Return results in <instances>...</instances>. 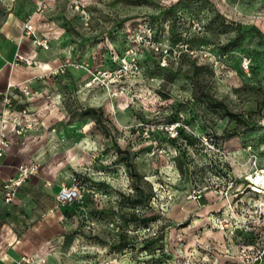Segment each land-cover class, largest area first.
Here are the masks:
<instances>
[{
  "label": "rangeland",
  "instance_id": "obj_1",
  "mask_svg": "<svg viewBox=\"0 0 264 264\" xmlns=\"http://www.w3.org/2000/svg\"><path fill=\"white\" fill-rule=\"evenodd\" d=\"M40 1L16 0L33 3L17 22L57 64L1 101L3 135L38 167L13 205L33 231L18 264H264L245 180L251 156L264 168V0ZM74 183L80 200L58 204Z\"/></svg>",
  "mask_w": 264,
  "mask_h": 264
},
{
  "label": "crops",
  "instance_id": "obj_2",
  "mask_svg": "<svg viewBox=\"0 0 264 264\" xmlns=\"http://www.w3.org/2000/svg\"><path fill=\"white\" fill-rule=\"evenodd\" d=\"M7 2L9 3H2L0 0V115L2 113L1 99L3 94L6 92L13 94L16 87L24 86V83L30 82L36 72L49 69L57 64V61L50 59L45 53L42 54V50L36 52L31 40L20 37L23 30L20 27V22H17L16 16L23 18L32 12L33 3L24 8V3L19 6L16 0H7ZM16 54L27 60H34V67H25L24 63L14 64ZM7 127L11 129L10 124ZM17 148L14 139L10 138L4 158L0 161V190L8 179L15 176L20 165L30 162L19 156ZM35 178V176L31 177L21 185L17 192L18 199L14 201L18 202L21 195L29 191L25 186L35 181ZM14 204L15 202L5 204L0 194V264H18L19 259L23 257L20 252L23 245L31 242V238H33V231L29 228H23L22 231L18 230L19 224L22 226L23 222L21 219H17L18 210L13 208Z\"/></svg>",
  "mask_w": 264,
  "mask_h": 264
},
{
  "label": "built area",
  "instance_id": "obj_3",
  "mask_svg": "<svg viewBox=\"0 0 264 264\" xmlns=\"http://www.w3.org/2000/svg\"><path fill=\"white\" fill-rule=\"evenodd\" d=\"M53 2V0H41L35 9L36 14H41L47 10V6L50 5V3ZM23 35L27 39H31L32 41L37 42V44L41 47L46 49L47 48V40L46 39H40L38 40L34 35V29L31 25V23L28 21L25 23L23 27ZM34 42V43H35ZM17 63H24L27 67L32 66V62L26 60L21 55L16 54L14 58V64ZM131 69H137V67L133 63H124L119 66L118 68V75L119 77H122L124 75H127ZM64 69L62 67L57 68L52 75H59L63 74ZM25 94V90H23ZM2 104L3 108L7 109V113H9L10 108L12 106L11 98L8 95H4L2 97ZM4 115L5 112H2L0 115V161L4 158L5 155V149L8 146V139L3 135L4 130ZM184 126H181L179 123L171 124L167 127V134L169 135V139H175L178 135V130L183 129ZM176 150V149H175ZM249 162H251L253 168L251 174H249L248 177L245 178L247 182L248 187V193L254 197H258L261 199H264V168H258L256 159L254 156H251ZM38 173V167L33 164H23L20 165L17 169V172L14 177L8 179L1 187L0 194L3 202L5 204H12L14 200L16 199L18 189L21 187L22 184H24L27 180H29L31 177L36 176ZM46 186H50L49 183L46 184ZM81 198V187L78 183L72 184L70 187H61L59 191L56 194V201L60 205H67L72 204L75 202H78ZM202 198V194L200 191H194L192 192V200L196 203L199 202ZM255 214H258L255 223L252 226L253 230L259 231V241L264 244V203H261L258 207V211L255 210ZM225 224V220H223ZM221 224V222H220ZM226 228V225L224 227L221 226V229ZM241 253L245 254L246 250L244 247H241Z\"/></svg>",
  "mask_w": 264,
  "mask_h": 264
},
{
  "label": "trees",
  "instance_id": "obj_4",
  "mask_svg": "<svg viewBox=\"0 0 264 264\" xmlns=\"http://www.w3.org/2000/svg\"><path fill=\"white\" fill-rule=\"evenodd\" d=\"M167 140L172 146L178 148V150L180 152L179 156L175 158L176 161L182 159L183 157H186L187 149L190 146H192L190 143V137L185 134L183 129L178 130V135L175 139H169L168 138ZM130 220L132 222H138L139 224H142V225H147L148 223L153 222L155 219L154 218H147V217L137 219V217L132 214L130 217Z\"/></svg>",
  "mask_w": 264,
  "mask_h": 264
}]
</instances>
